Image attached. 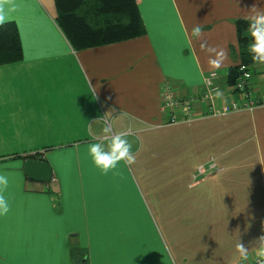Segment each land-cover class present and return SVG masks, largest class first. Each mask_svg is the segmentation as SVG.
Instances as JSON below:
<instances>
[{"label":"crops","instance_id":"crops-1","mask_svg":"<svg viewBox=\"0 0 264 264\" xmlns=\"http://www.w3.org/2000/svg\"><path fill=\"white\" fill-rule=\"evenodd\" d=\"M135 3L142 35L80 50L57 26L54 0L0 4L6 20L16 24L22 46V59L0 65V171L11 173L6 193L11 211L0 217V264L255 262L257 238L264 235V105L201 116L206 107L194 101V119L168 123L160 92L169 80L179 97H198L203 77L216 71L220 96L215 105L237 99L227 86L229 69L240 62L235 23L250 21L252 6L264 9V0ZM253 67L251 94L260 98L264 65ZM169 126L216 142L214 169L200 179L193 175L191 184L214 180L217 189L224 188L216 197L236 198L233 205L222 204L219 216L203 208L199 218L188 212L184 223L185 210H167L166 196L154 193L146 201L142 195L136 174L145 172L146 178L153 163L159 176L147 151L157 156L164 150L160 130ZM105 127L127 134L136 160L101 175L87 148ZM169 146L174 148L173 138ZM36 151H44L39 155L54 181L25 175L22 156ZM205 195L195 192L191 199ZM172 197L186 198L178 191ZM150 214L178 220L161 221L170 228L169 237ZM231 231L235 237L228 240ZM238 243L247 248L246 257L237 252Z\"/></svg>","mask_w":264,"mask_h":264},{"label":"trees","instance_id":"trees-1","mask_svg":"<svg viewBox=\"0 0 264 264\" xmlns=\"http://www.w3.org/2000/svg\"><path fill=\"white\" fill-rule=\"evenodd\" d=\"M54 4L58 14L56 24L75 50L116 43L144 33L135 0H54ZM249 23L250 21L244 19H238L235 23L240 62L228 71V88L235 85L240 75V66H244L251 73L254 71V63L249 54V45L252 43ZM20 59H22V46L18 28L14 22L7 21L0 25V65ZM164 82H168L173 89L169 80ZM218 96L220 95L214 98V106ZM194 98L206 107L199 97ZM192 110L194 112L193 104ZM206 111L202 112L201 116H207ZM183 119L182 116V121L185 122ZM43 152L36 151L22 158L27 156L43 159L39 155Z\"/></svg>","mask_w":264,"mask_h":264},{"label":"rangeland","instance_id":"rangeland-1","mask_svg":"<svg viewBox=\"0 0 264 264\" xmlns=\"http://www.w3.org/2000/svg\"><path fill=\"white\" fill-rule=\"evenodd\" d=\"M160 131H162L160 138L164 143H167V146H164L163 151L157 152V156L155 155V150H152L150 153L149 150L147 151V156L149 158L148 162L154 160L157 164L156 174L160 177L154 176L155 172L153 163L150 167L148 166L149 171L146 178L145 172L140 173V176L136 174V183L139 184L142 190V195H144L147 199L146 201H150L149 199L154 195V193L160 197L166 196L168 199L165 204L167 210L171 211L172 208L176 207L182 208L181 210H185L186 217L184 219V223L187 221V216L189 215L188 212L191 213L190 216H198L197 218H199L202 215V211L204 210L203 208H207L211 210V216H219L217 210L219 208L221 209L222 204L227 206L233 205L236 198L221 199L220 197L215 196V193H221L224 188L217 189L214 180L202 183L198 186L194 185V187L191 184L193 175L195 178L200 179L204 175L208 174L210 169H214L213 167L210 168V165L213 162L212 160L214 156L218 153V149L214 146L216 142L212 140L209 142L203 140V138L192 129L189 130L192 136H188L186 127L177 130L174 129L173 126H169ZM172 138L173 143L175 144L173 149L169 146ZM159 143L162 144L161 141H159ZM162 162H164V165L159 167V164ZM175 191L182 193L186 198L177 199L178 197H172V194L175 193ZM195 192H203L206 195L200 200L191 199V195ZM221 216L234 217L235 214H221ZM150 217L153 222L159 221L163 237H169V233L172 232L170 228H168V230L164 228L161 221L165 220L170 223L178 221L176 218H171V214L169 216L158 214H154L153 216L150 214ZM180 219L182 218L180 217ZM232 229L233 226H231L230 230ZM184 234H186V231H184ZM234 237V231H231L228 235V240H230L229 238L233 239Z\"/></svg>","mask_w":264,"mask_h":264},{"label":"clouds","instance_id":"clouds-1","mask_svg":"<svg viewBox=\"0 0 264 264\" xmlns=\"http://www.w3.org/2000/svg\"><path fill=\"white\" fill-rule=\"evenodd\" d=\"M3 0H0V4ZM254 13L249 19V30L252 43L249 45V54L254 64L264 65V9L252 6ZM7 20L0 11V25ZM197 33L199 29L195 30ZM126 133L120 132L113 134L109 128L103 129V135L94 138L95 142L88 145L87 155L92 166L101 175H108L116 170L121 162L126 166L135 163L136 156L132 152V145L126 138ZM11 183V173L0 171V217L7 216L11 211V201L6 195ZM264 228V226H262ZM258 248L256 250L257 264H264V235L257 238ZM237 252L246 257L247 248L238 243Z\"/></svg>","mask_w":264,"mask_h":264},{"label":"built area","instance_id":"built-area-1","mask_svg":"<svg viewBox=\"0 0 264 264\" xmlns=\"http://www.w3.org/2000/svg\"><path fill=\"white\" fill-rule=\"evenodd\" d=\"M240 75L234 86L230 88L232 94L238 95L237 99L231 100L228 104L214 106V98L219 94V87L214 80L217 78L216 71H209L203 77V90L201 91L199 100L202 101L206 107V115H226L230 112H235L242 109L252 110L257 105H264V95L260 98L252 96L250 88L251 71L246 70L244 66L239 68ZM235 90V91H233ZM160 98L162 101L163 114L167 116L168 123H176L182 121L177 119V112H181L184 121L194 119L197 114L192 110V104L195 101L194 97L181 98L173 91L168 82H164L161 87ZM49 181H54L51 177ZM253 264H257V258Z\"/></svg>","mask_w":264,"mask_h":264},{"label":"water","instance_id":"water-1","mask_svg":"<svg viewBox=\"0 0 264 264\" xmlns=\"http://www.w3.org/2000/svg\"><path fill=\"white\" fill-rule=\"evenodd\" d=\"M27 156H25L23 160L25 175L33 180L42 182L49 181L52 177L49 164L43 159Z\"/></svg>","mask_w":264,"mask_h":264},{"label":"snow or ice","instance_id":"snow-or-ice-1","mask_svg":"<svg viewBox=\"0 0 264 264\" xmlns=\"http://www.w3.org/2000/svg\"><path fill=\"white\" fill-rule=\"evenodd\" d=\"M0 244H2V240H0ZM24 264H38V262H24Z\"/></svg>","mask_w":264,"mask_h":264}]
</instances>
